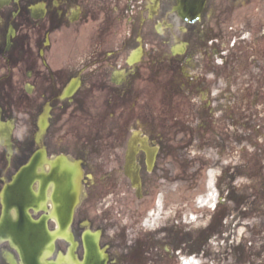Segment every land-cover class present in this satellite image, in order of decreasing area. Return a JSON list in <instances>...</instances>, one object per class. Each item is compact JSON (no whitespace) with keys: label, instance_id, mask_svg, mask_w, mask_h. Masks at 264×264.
<instances>
[{"label":"flooded vegetation","instance_id":"af4514ba","mask_svg":"<svg viewBox=\"0 0 264 264\" xmlns=\"http://www.w3.org/2000/svg\"><path fill=\"white\" fill-rule=\"evenodd\" d=\"M185 5L0 0V123L6 130L4 123L13 120L9 149L0 145V221L13 216L0 222V264H80L87 228L101 230L107 264H179L195 253L210 264H227L233 245L212 251L207 242L225 227L233 206L217 205L201 226L197 151L203 139L231 151L235 107L241 118L249 113L246 82L264 79V0ZM189 7L199 10L197 18ZM233 81L241 82L237 89ZM45 111L46 130L37 138ZM42 149L37 164L59 154L81 162L72 253L65 238H56L51 250L40 228L19 216L25 201L18 192L2 202L5 183ZM129 150L140 198L124 172ZM38 171L36 191L49 180ZM234 174L228 164L216 183L223 192V178H230L228 197ZM52 199L51 188L36 205L45 201L50 208ZM29 211L34 219L45 215ZM252 214L255 207L245 200L247 231ZM47 225L55 228L52 219Z\"/></svg>","mask_w":264,"mask_h":264},{"label":"water","instance_id":"95a60500","mask_svg":"<svg viewBox=\"0 0 264 264\" xmlns=\"http://www.w3.org/2000/svg\"><path fill=\"white\" fill-rule=\"evenodd\" d=\"M67 171L65 176L63 177L66 180V183L69 186H73L75 188L76 181L78 180V171L75 168L67 167ZM59 177H61L60 173H58Z\"/></svg>","mask_w":264,"mask_h":264}]
</instances>
